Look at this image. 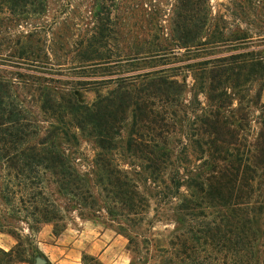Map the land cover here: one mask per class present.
<instances>
[{
  "label": "trees",
  "instance_id": "obj_1",
  "mask_svg": "<svg viewBox=\"0 0 264 264\" xmlns=\"http://www.w3.org/2000/svg\"><path fill=\"white\" fill-rule=\"evenodd\" d=\"M227 3L0 0V172L32 231L60 220L40 181L131 223L155 191L173 228L152 264H264V0Z\"/></svg>",
  "mask_w": 264,
  "mask_h": 264
},
{
  "label": "rangeland",
  "instance_id": "obj_2",
  "mask_svg": "<svg viewBox=\"0 0 264 264\" xmlns=\"http://www.w3.org/2000/svg\"><path fill=\"white\" fill-rule=\"evenodd\" d=\"M227 2L228 0H211L214 12L225 13V7L228 6ZM85 98L91 100L93 94L86 93ZM261 102L264 104V88ZM79 151L81 153L80 160H78L79 167L82 171H86L93 155V149L89 144L81 142ZM20 183L21 181H4L3 173L0 172V233L9 236L14 241L10 259L0 251V264L10 262L36 264L37 260H41L42 264H82L81 257L77 252L66 256L70 243L61 245L58 249L55 248L53 253L49 254L51 260L48 261L46 260L48 259L47 256L43 252H39L37 248V243L42 235L44 238L40 240L45 239L43 240L44 243L58 246V238L62 235L79 236L82 231V239L93 246L91 249L96 251L95 256L99 257L103 264H130L134 255L146 258L145 264H152L153 259L151 258L156 255L155 243L150 242L149 239L151 237L161 239L160 245H165V238L173 228L168 217L169 209L162 203L156 207L155 203L160 200V196L155 194V191L151 193L153 197L148 199V208L143 211V220L140 223H131L126 218L127 211L113 207L109 197L98 189L99 196L96 197L94 204L90 205L89 203L70 202L62 193L56 192L53 181H40V185L46 189L44 197L46 206L49 209L55 207L58 210L60 220L40 223L36 226L37 230L32 231L30 220L25 218L26 212L22 210L20 204L21 195H23ZM87 183L92 186V191L96 195V188L92 184L94 181H87ZM154 215L159 217L160 221L152 219ZM54 228L57 231H62V234L57 237L53 236ZM42 231L43 234L40 233ZM8 232L16 233L20 237L21 245L18 246L17 241ZM102 233H106V240L102 244L94 245L95 239L99 238ZM128 234L133 237L135 242L131 247L128 245ZM115 237H118L119 240L110 247ZM130 248L134 251L133 253ZM64 259L65 261H63Z\"/></svg>",
  "mask_w": 264,
  "mask_h": 264
},
{
  "label": "crops",
  "instance_id": "obj_3",
  "mask_svg": "<svg viewBox=\"0 0 264 264\" xmlns=\"http://www.w3.org/2000/svg\"><path fill=\"white\" fill-rule=\"evenodd\" d=\"M40 233L43 234V231ZM82 235H83V231L79 236L73 235L71 237V236L64 234V235H62V237L58 238V242H57V244H59L58 246H52V245H48V244L44 243L43 240H45V239L40 240L41 238H44L42 235V237H40V239H39V242L37 243V248H38L39 252H43L47 256V258H48V259H46L47 261L51 260V256H49V254H52L55 248L58 249V248H60L59 246L66 245L67 243H70V247H69V249H67L68 250V253L66 255L67 257L71 253H74V252H77L80 257L85 252L95 256V254H97V253H96V251L91 249V247H93V246L88 244L87 241L83 240ZM104 240H106V233L100 234V237L95 239L94 245L102 244V243H104ZM118 240H119V238L115 237L112 240L110 247L113 246L116 242H118ZM13 246H14L13 239L10 238L9 236L5 235V234L0 233V250H2L4 252H11ZM104 252H106V251H104ZM63 261H65V259ZM6 264H28V263L27 262H10V263H6Z\"/></svg>",
  "mask_w": 264,
  "mask_h": 264
},
{
  "label": "water",
  "instance_id": "obj_4",
  "mask_svg": "<svg viewBox=\"0 0 264 264\" xmlns=\"http://www.w3.org/2000/svg\"><path fill=\"white\" fill-rule=\"evenodd\" d=\"M36 264H42L41 260H37Z\"/></svg>",
  "mask_w": 264,
  "mask_h": 264
}]
</instances>
